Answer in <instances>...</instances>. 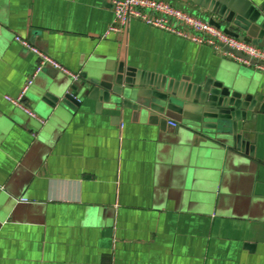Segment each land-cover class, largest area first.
<instances>
[{
	"label": "crops",
	"instance_id": "1",
	"mask_svg": "<svg viewBox=\"0 0 264 264\" xmlns=\"http://www.w3.org/2000/svg\"><path fill=\"white\" fill-rule=\"evenodd\" d=\"M113 1L0 0V264H264V113L239 151L88 97L49 115L42 88L72 81L50 66L24 99L39 119L6 100L38 65L20 38L79 75L230 79L264 105V73L225 49L140 21L108 34ZM164 1L209 22L195 0Z\"/></svg>",
	"mask_w": 264,
	"mask_h": 264
},
{
	"label": "water",
	"instance_id": "2",
	"mask_svg": "<svg viewBox=\"0 0 264 264\" xmlns=\"http://www.w3.org/2000/svg\"><path fill=\"white\" fill-rule=\"evenodd\" d=\"M195 3L208 12L206 17L215 28L264 49V0H195ZM225 50L257 66L242 53ZM185 82L188 80L178 84L120 65L118 70L93 77L82 74L65 90L54 84L43 87L46 93L43 104L49 115L56 116L64 110L82 108L88 97L109 104L114 110H132L140 120L153 122L164 116L162 124H167L168 118L176 119L203 137L211 148L252 150L256 136L250 126L255 124L259 113H264L262 98L255 89L222 78L197 85ZM53 115L43 117L44 128L49 126Z\"/></svg>",
	"mask_w": 264,
	"mask_h": 264
},
{
	"label": "built area",
	"instance_id": "3",
	"mask_svg": "<svg viewBox=\"0 0 264 264\" xmlns=\"http://www.w3.org/2000/svg\"><path fill=\"white\" fill-rule=\"evenodd\" d=\"M114 20L109 28L108 34H122L133 21L144 22L150 27L167 31L177 37L190 40L196 45H206L219 51L225 48L235 52L242 53L249 60L254 61L261 72L264 73V49L254 46L239 38H234L224 30L215 28L209 22L198 18L186 10L178 9L173 4L164 0H114L112 2ZM18 42L28 51L33 52L38 58L36 72L27 81L23 88V92L19 97H6V100L15 107L22 109L30 118L37 119L36 113L28 108L24 102L30 87L34 83V79L44 68L48 66L60 71L73 81H77L79 74L67 70L60 65L50 55L45 54L30 42L17 38ZM226 54L244 65H251L240 57L235 56L226 51ZM39 119V118H38ZM173 127H177L176 123H170Z\"/></svg>",
	"mask_w": 264,
	"mask_h": 264
}]
</instances>
